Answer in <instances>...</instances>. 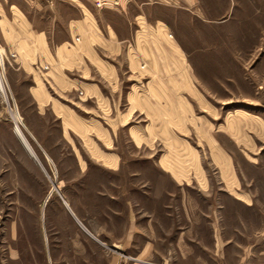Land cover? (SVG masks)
I'll return each mask as SVG.
<instances>
[{
  "label": "rangeland",
  "instance_id": "374dc122",
  "mask_svg": "<svg viewBox=\"0 0 264 264\" xmlns=\"http://www.w3.org/2000/svg\"><path fill=\"white\" fill-rule=\"evenodd\" d=\"M90 2L95 11L108 8ZM200 4L202 12L165 5L146 9L150 20L164 18L187 50L196 85L189 97L193 126L188 119L184 125L153 124L144 106H133L126 91L135 82L137 90L145 92L149 75L132 70L123 58L120 95H114L111 115L133 109L126 123L108 125L107 135L94 119L76 121L85 134L92 129L107 139L97 143L71 131L69 135L59 121L42 122L27 109L24 82L8 78L0 49L7 96L5 100L0 91V247L15 241L24 259L28 260L24 252L31 251L33 264H45L42 249L55 247L57 230L74 221L65 199L89 224L96 218L92 192L106 181L125 183L130 202L139 203L136 209L144 208V217L154 214L162 226L155 233H134L124 264H161L170 246L174 256L191 260L179 254L191 234L204 241V252L211 254L213 230L227 242L226 264H234L237 247L248 246L264 233V0H200ZM116 13L112 10L106 17H120ZM14 121L38 161L16 135ZM130 124H136L138 131L130 130ZM167 134L171 144L163 140ZM101 150L116 152L121 169L114 173L101 168L105 164L98 156L107 160ZM175 164L179 172L171 170ZM185 215H192L193 221ZM153 238L151 252L139 255L138 250ZM258 240L264 245V238Z\"/></svg>",
  "mask_w": 264,
  "mask_h": 264
},
{
  "label": "crops",
  "instance_id": "0c3cea01",
  "mask_svg": "<svg viewBox=\"0 0 264 264\" xmlns=\"http://www.w3.org/2000/svg\"><path fill=\"white\" fill-rule=\"evenodd\" d=\"M90 4V0H54L53 3L0 0L2 60L7 63L8 78H21L24 82L23 93L30 104L27 109L30 108L42 122L46 120L47 123L50 119L59 121L69 135L71 131L75 136L86 137L83 138L85 141L88 136L96 143L107 140L92 129L85 134L83 126L76 121L85 123L94 119L106 129L107 135L108 125L124 124L133 109L120 116L111 115L114 95H120L122 72L119 62L124 58L132 70L149 75L145 92H139L135 82L126 91V97L133 106H144L153 124L158 122L165 126L171 122L184 125L185 119L191 124L189 97H192L195 84L187 50L168 22L157 16L150 20L146 9L148 5H165L202 12L200 0H125L119 6L104 8L100 12ZM112 10L117 11L120 17H106L112 15ZM141 62L146 65H141ZM162 99L163 104L160 103ZM82 111L90 114H82ZM131 127L138 129L136 124H130V130ZM170 136L164 135L163 140L171 144ZM101 151L107 160V156H112L110 161L98 156L105 164L101 168L114 173L121 169L120 156L116 152ZM171 170L179 172L180 169L175 164ZM92 195L95 196L96 218L89 224L82 221L75 205L73 207L65 199L74 221L57 230L55 247L42 249L45 264H124L122 260L129 252L134 233L144 235L147 230L161 231L160 220L154 214L144 217V208L136 209L139 203L133 202V205L130 202L127 185L122 181L102 182L95 186ZM186 217L193 221L192 215ZM181 230L187 232V226ZM212 234L214 245L211 254L204 252V241H198L191 234L184 239V249L179 251L191 260L174 256L170 246L160 263L204 264V261H211L226 264L227 242L221 232L217 235L213 230ZM262 234L259 238H264ZM43 236L48 238L50 235L45 232ZM258 239L248 246L237 247L233 253L234 264H264V245ZM146 243L144 250H138L139 255L149 254L155 239ZM193 245L199 246L200 252L194 251ZM24 253L28 260L24 259L25 255L15 241H8L0 247V264H20L22 259L28 261L25 264H33V253Z\"/></svg>",
  "mask_w": 264,
  "mask_h": 264
},
{
  "label": "bare ground",
  "instance_id": "6f19581e",
  "mask_svg": "<svg viewBox=\"0 0 264 264\" xmlns=\"http://www.w3.org/2000/svg\"><path fill=\"white\" fill-rule=\"evenodd\" d=\"M0 91L2 92V95H3L4 99L6 100L7 96H6L5 86L3 83L1 73H0ZM12 115H13V113H12ZM13 118L15 119L14 115H13ZM14 131H15L16 135L19 137V139L21 140V142L23 143V145L26 147V149L28 150L30 155H32V157L38 161L36 154L34 153L31 145L29 144L28 140L24 136L23 132L21 131V129L17 125L16 121H14Z\"/></svg>",
  "mask_w": 264,
  "mask_h": 264
},
{
  "label": "built area",
  "instance_id": "2783aa9c",
  "mask_svg": "<svg viewBox=\"0 0 264 264\" xmlns=\"http://www.w3.org/2000/svg\"><path fill=\"white\" fill-rule=\"evenodd\" d=\"M48 3H52L54 0H44ZM125 0H92L93 4L97 7H111L120 5Z\"/></svg>",
  "mask_w": 264,
  "mask_h": 264
}]
</instances>
